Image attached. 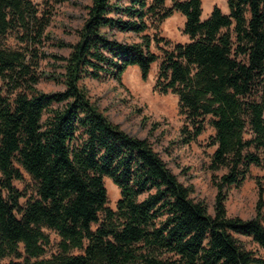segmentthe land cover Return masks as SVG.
Here are the masks:
<instances>
[{
  "label": "trees",
  "instance_id": "obj_1",
  "mask_svg": "<svg viewBox=\"0 0 264 264\" xmlns=\"http://www.w3.org/2000/svg\"><path fill=\"white\" fill-rule=\"evenodd\" d=\"M121 1L90 0L77 41L49 76L62 89L44 92L26 53L3 39L18 29L39 41L48 20L30 0H0V79L9 85L8 95L0 89V259H8L0 264H264L236 237L264 251L262 189L253 217L225 209L228 189L251 165L264 168V0H226L227 12L214 5L204 19L201 0ZM173 12L184 17L186 42L143 34ZM112 29L140 40H117ZM152 42L163 43L161 54ZM156 61L153 89L177 97L182 141L206 120L214 130L209 168L223 172L212 178V215L146 138L111 122L80 84L120 80L129 66L145 80ZM23 173L29 194L14 185ZM104 177L119 189L115 208ZM51 233L57 251L46 256Z\"/></svg>",
  "mask_w": 264,
  "mask_h": 264
},
{
  "label": "rangeland",
  "instance_id": "obj_2",
  "mask_svg": "<svg viewBox=\"0 0 264 264\" xmlns=\"http://www.w3.org/2000/svg\"><path fill=\"white\" fill-rule=\"evenodd\" d=\"M39 10V16L48 21L40 35L39 41H33L21 30H14L6 35L3 43L6 47L22 50L26 53V61L30 74L38 77L34 87L39 91L50 92L61 90L62 85L50 79V74L59 72L62 61L59 57L68 55L70 48L66 44L77 41V31L80 29L87 12L90 0H30ZM121 2H126L122 0ZM170 5V0H166ZM217 5L227 12L226 0H201L202 14L211 11ZM184 17L179 12H173L160 25L158 30L152 27L143 34L152 36L157 33L169 39L172 43L186 42L187 36L182 33ZM110 34L120 41H139V34L121 32L115 29ZM160 46L152 42L150 49L161 54ZM158 61L151 66L145 80L140 76L137 66H129L122 73L120 80L112 77L92 79L85 77L80 84L85 88L90 101L111 122L116 123L130 135L146 138L153 149L166 163L167 167L184 185L190 186V197L202 201L209 214H213V202L216 189L212 183L213 175H220L223 170L213 171L209 168L210 155L215 146L210 145L213 128L207 120L203 132L195 140L184 143L181 127L184 118L178 113L177 97L171 93L161 94L153 89ZM28 78V77H26ZM29 81V79H27ZM25 83V82H24ZM0 89L8 95L9 85L0 79ZM208 118V117H207ZM23 181H14V185L29 194L33 182L26 173ZM107 190V205L115 208L119 198V189L112 181L104 177ZM262 189L264 199V168L250 166L248 177L239 187L227 191L225 209L228 216H238L248 219L255 215V205L258 199V189ZM20 202H24L21 198ZM264 223V208L262 209ZM52 243L46 256L57 251L58 240L51 233ZM239 243L256 257L264 258V251L250 237L236 235ZM8 259H0V262Z\"/></svg>",
  "mask_w": 264,
  "mask_h": 264
},
{
  "label": "crops",
  "instance_id": "obj_3",
  "mask_svg": "<svg viewBox=\"0 0 264 264\" xmlns=\"http://www.w3.org/2000/svg\"><path fill=\"white\" fill-rule=\"evenodd\" d=\"M209 13H210V12L205 13V15H201V18H202V19L206 18V17L208 16Z\"/></svg>",
  "mask_w": 264,
  "mask_h": 264
}]
</instances>
